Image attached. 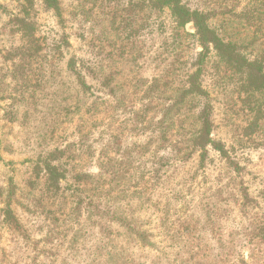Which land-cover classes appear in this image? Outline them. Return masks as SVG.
<instances>
[{
	"label": "rangeland",
	"instance_id": "obj_1",
	"mask_svg": "<svg viewBox=\"0 0 264 264\" xmlns=\"http://www.w3.org/2000/svg\"><path fill=\"white\" fill-rule=\"evenodd\" d=\"M181 1L219 7L209 26L260 59L244 1ZM57 2L55 11L45 0H0V264H264L255 234L264 226V88L250 90L212 51L199 79L206 96L186 99L180 117L190 130L207 106L211 139L230 161L208 146L204 161L157 149L171 164L146 163L155 143L141 159L135 145L154 136L135 137L133 112L188 87L201 51L193 24L176 29L167 8L139 0ZM154 78L165 94L157 100L142 82ZM115 136L127 160L99 164ZM46 166L57 171L56 196ZM96 175L98 188L85 178ZM6 204L19 230L3 222Z\"/></svg>",
	"mask_w": 264,
	"mask_h": 264
},
{
	"label": "trees",
	"instance_id": "obj_2",
	"mask_svg": "<svg viewBox=\"0 0 264 264\" xmlns=\"http://www.w3.org/2000/svg\"><path fill=\"white\" fill-rule=\"evenodd\" d=\"M245 2L243 8L241 10V14L244 18H246V23L248 27H254L252 43H255L256 36L260 35V40L262 43L261 49L258 51V58H254L252 60L246 59L239 52L241 46L237 42H233L231 40H224L217 33L216 28H212L209 26V22L214 20L215 17L221 11L219 7H212L206 12L201 11L199 9L190 10L186 6L182 4L181 0H139L138 4L144 5V2L151 3V9H162L167 8L169 10L170 16L175 23L176 29H182L187 24L192 23L194 26V35L197 38V42L201 47L200 53L197 55V58L194 63L195 70L187 75L186 83L188 85L187 88L181 89V93L176 96H172L169 98V102L162 100L159 103L152 104L153 102H148L147 104H142L136 112H133V120L134 126L129 128L132 133H134L135 137H142L146 134L153 135L154 138L149 139L147 143L143 145H135V152L137 153V157L140 156L139 159L142 158V154L148 152L150 150V146L154 143L156 147L150 153V159L147 160L146 163L150 162L151 164H171L173 158L171 156H157L158 150H168L170 155L176 157L179 155L181 159L188 158V155L194 152H198L200 156V160L204 161L207 147L211 146L215 151H217L223 159H228L226 150L218 143L214 142L211 139V130H212V122L210 120V113L208 111V107H204L201 112L198 114L197 125L190 130L186 128L181 120L180 114V106L183 105L190 97L193 98H202L206 96L205 91L201 88L200 85V77L202 74V70L205 66L206 59L208 55L213 51L216 53L217 57L228 67L233 68L237 73H244L247 75V86L253 92L261 91L264 88V72L263 70L258 68V64L264 61V0H238V3ZM46 5L58 11L59 6L57 0H45ZM214 4V2H212ZM219 12V13H216ZM230 13L231 12H227ZM234 15V14H232ZM174 28V29H175ZM29 44H33L29 42ZM35 49V50H34ZM37 47L34 45L32 48L27 49V56H31L34 51H36ZM25 54L23 58H20L19 63L16 65L17 74L24 70L25 66L28 65V61L25 60ZM23 68V69H21ZM19 75V74H18ZM258 76V78L256 77ZM146 85V94L155 98V93L158 95L155 100L160 99V96L165 95L160 94L158 80L156 78L150 81H142ZM158 90V92H157ZM152 98V99H153ZM261 118V116H260ZM257 123H254V126ZM191 126H194L191 124ZM119 137V138H118ZM105 141V143L98 150L97 156L99 158V164H122L119 161L127 160L123 151H121V140L118 136ZM110 138V137H109ZM158 149V150H157ZM57 152V151H55ZM60 153V152H58ZM130 157V152H128ZM92 153L90 154V156ZM113 155L114 157H112ZM121 156V157H120ZM228 161H230L228 159ZM140 161H137L136 164H139ZM97 164V161H96ZM145 164V163H143ZM232 164H228L231 166ZM114 166H110L109 169H106V172H111L114 177L115 170ZM101 169L104 167L100 166ZM47 178L44 180L45 185L47 186V191L51 192L49 189L50 185L54 188V191L57 189L56 182L58 180V175L55 167L46 166L45 168ZM97 176V175H96ZM88 179L86 183L92 184L94 187L98 188L103 185L104 179L102 175L96 177L86 176ZM102 180V181H101ZM47 182V183H46ZM13 195V192L10 193ZM51 194V193H50ZM53 196L58 194V190L53 193ZM1 215L3 217V222L9 225L11 228L15 230H19L18 224L10 211L9 204H6V208L1 210ZM126 219V218H125ZM53 221V220H52ZM55 221V220H54ZM114 221H117L115 219ZM118 221L123 223L124 218H118ZM257 234L261 240L264 239V226H259ZM133 235H136L138 239L141 241L144 240L143 232H135L134 230L128 228Z\"/></svg>",
	"mask_w": 264,
	"mask_h": 264
}]
</instances>
